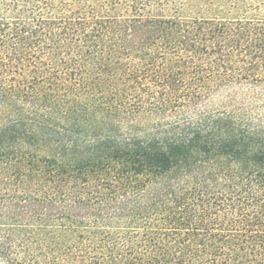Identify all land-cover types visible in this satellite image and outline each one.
<instances>
[{"label":"trees","instance_id":"1","mask_svg":"<svg viewBox=\"0 0 264 264\" xmlns=\"http://www.w3.org/2000/svg\"><path fill=\"white\" fill-rule=\"evenodd\" d=\"M0 264H264V0H0Z\"/></svg>","mask_w":264,"mask_h":264}]
</instances>
